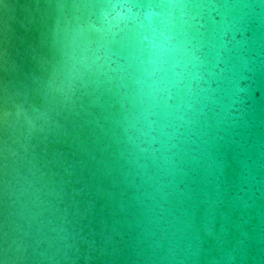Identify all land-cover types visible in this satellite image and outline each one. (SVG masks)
<instances>
[{
  "label": "water",
  "instance_id": "water-1",
  "mask_svg": "<svg viewBox=\"0 0 264 264\" xmlns=\"http://www.w3.org/2000/svg\"><path fill=\"white\" fill-rule=\"evenodd\" d=\"M0 264H264V0H0Z\"/></svg>",
  "mask_w": 264,
  "mask_h": 264
}]
</instances>
